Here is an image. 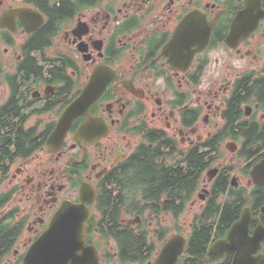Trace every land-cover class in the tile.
<instances>
[{"label":"flooded vegetation","instance_id":"af4514ba","mask_svg":"<svg viewBox=\"0 0 264 264\" xmlns=\"http://www.w3.org/2000/svg\"><path fill=\"white\" fill-rule=\"evenodd\" d=\"M68 202L99 264H264V0H0V264Z\"/></svg>","mask_w":264,"mask_h":264},{"label":"water","instance_id":"95a60500","mask_svg":"<svg viewBox=\"0 0 264 264\" xmlns=\"http://www.w3.org/2000/svg\"><path fill=\"white\" fill-rule=\"evenodd\" d=\"M88 217L82 206L65 203L31 245L23 264H99L96 250L86 244ZM171 250L163 251L158 264H177L178 255Z\"/></svg>","mask_w":264,"mask_h":264},{"label":"trees","instance_id":"16d2710c","mask_svg":"<svg viewBox=\"0 0 264 264\" xmlns=\"http://www.w3.org/2000/svg\"><path fill=\"white\" fill-rule=\"evenodd\" d=\"M71 11V7L68 5V4H64V5H61V9H60V12L61 13H64V14H67ZM50 31H49V28L44 30V32H42L41 36L38 38V40L36 41V46H41L43 44L46 43L47 39H48V35H49ZM29 68V71H33V72H36L37 70L35 69V66L30 63V65L28 66ZM11 109L14 110V107L11 106ZM144 164L146 165V169L149 171L148 173H151L149 175L150 178H152L153 174L154 175H157L156 173V169L154 167V165L152 163H147L146 159L144 160ZM146 178H148L146 176ZM148 178V179H150ZM164 183L166 185H169L170 184V179L168 178V176H165L164 179H163ZM133 242V241H132ZM200 240H197L196 243L199 244Z\"/></svg>","mask_w":264,"mask_h":264},{"label":"rangeland","instance_id":"374dc122","mask_svg":"<svg viewBox=\"0 0 264 264\" xmlns=\"http://www.w3.org/2000/svg\"><path fill=\"white\" fill-rule=\"evenodd\" d=\"M219 54H220L219 52L215 53L214 56H213V58H215V57H219ZM227 57H228V55H226L225 57L222 56V60H221L220 57H219V62H218V63L215 62V65H212V66L209 68V70H208V72H207V77H206V79H205V81H204V84H203L204 87H208L209 84L213 81V76L216 75V73L213 72V69H214L215 67H217L218 69H223V66H224V60H226ZM240 63H241V64H244L245 62H240ZM218 73H219V72H218ZM212 74H213V75H212ZM209 77H210V79H209ZM208 79H209V80H208Z\"/></svg>","mask_w":264,"mask_h":264}]
</instances>
